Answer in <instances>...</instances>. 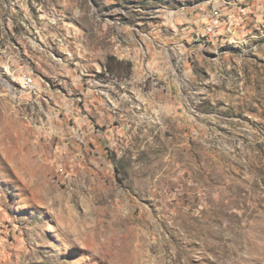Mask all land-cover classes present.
Here are the masks:
<instances>
[{
  "label": "rangeland",
  "instance_id": "1",
  "mask_svg": "<svg viewBox=\"0 0 264 264\" xmlns=\"http://www.w3.org/2000/svg\"><path fill=\"white\" fill-rule=\"evenodd\" d=\"M0 245L264 264V0H0Z\"/></svg>",
  "mask_w": 264,
  "mask_h": 264
},
{
  "label": "built area",
  "instance_id": "2",
  "mask_svg": "<svg viewBox=\"0 0 264 264\" xmlns=\"http://www.w3.org/2000/svg\"><path fill=\"white\" fill-rule=\"evenodd\" d=\"M211 25H209V27L207 28V30L209 31ZM33 82L32 78H25L24 79V86L25 87H31L30 84ZM1 247V245H0Z\"/></svg>",
  "mask_w": 264,
  "mask_h": 264
},
{
  "label": "crops",
  "instance_id": "3",
  "mask_svg": "<svg viewBox=\"0 0 264 264\" xmlns=\"http://www.w3.org/2000/svg\"><path fill=\"white\" fill-rule=\"evenodd\" d=\"M2 247V246H1Z\"/></svg>",
  "mask_w": 264,
  "mask_h": 264
}]
</instances>
